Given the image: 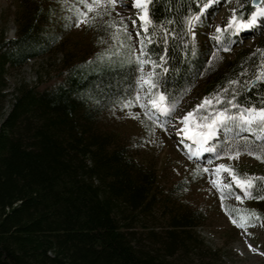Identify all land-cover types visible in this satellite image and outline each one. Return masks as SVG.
I'll use <instances>...</instances> for the list:
<instances>
[{"label":"trees","instance_id":"obj_1","mask_svg":"<svg viewBox=\"0 0 264 264\" xmlns=\"http://www.w3.org/2000/svg\"><path fill=\"white\" fill-rule=\"evenodd\" d=\"M240 3L238 12L246 18L252 5ZM198 9L197 0H150L154 23L148 33L139 29L138 50L144 40L156 62L155 68L146 64L148 75L155 72L154 91L178 105L208 75L206 95L224 88L220 94L226 100L264 107V80L254 79L264 51H242L223 68L215 67L217 54L191 39L184 20ZM41 12L24 17L15 37L0 35V264H174V256L202 245L196 233L199 211L176 206L160 230L148 228L141 235L135 219L160 204L155 171L99 121L110 106L134 97L136 60L66 63L63 79L50 88L20 83L6 91L8 69L50 49V33L38 29ZM233 37L222 31L218 49ZM232 80L238 83L230 85ZM236 133L253 137L235 129L214 147H242ZM255 177H264V171ZM257 194L264 195V180L258 181ZM248 200L259 214L253 222L264 220V199Z\"/></svg>","mask_w":264,"mask_h":264},{"label":"rangeland","instance_id":"obj_2","mask_svg":"<svg viewBox=\"0 0 264 264\" xmlns=\"http://www.w3.org/2000/svg\"><path fill=\"white\" fill-rule=\"evenodd\" d=\"M77 3L78 0H0V35L4 38L15 37L19 24L24 21V17L31 15L34 9L42 11L38 29L43 27V32L51 35V46L47 52L28 59L19 68L7 70L6 91L20 83H36L38 90L50 88L63 79L66 63L85 64L93 60L135 59V56L130 54L129 46L132 53L138 51L137 33L141 22L137 15L139 10L132 6V0H122L115 9H110V15L97 16L94 21L81 23L78 27L74 23V6ZM235 3L236 0H218L201 14L198 24L191 29L188 27L193 41L217 54L212 58L215 67L223 68L226 60L242 51H264V23H259L261 25L258 27L254 25L250 30L242 29L238 35L233 33L235 36L228 40L222 49H218L219 40L215 39L216 27L223 28ZM92 15L94 13H89V16ZM113 24L126 25L131 38L124 35L122 27L118 28ZM260 68H264V64ZM147 69L146 64L142 66V70L139 68L138 81L142 75L147 77ZM259 74L257 71L256 75ZM209 79L208 75L199 78L167 117L147 104L148 97L145 93L148 86L138 82L139 88L134 97L110 106L100 116L99 121L104 128L114 132L117 143L124 145L133 157L155 171L160 204L135 219V229L141 235H144L148 228L160 230L168 221V211L176 206L182 205L199 211L197 215L200 224L196 233L200 236L202 245L174 256V264H264V220H255L247 224L246 228L233 224V218L239 220L237 210L255 208L247 197L236 199V194L241 193L227 172L215 174V166L225 164L234 168L237 175L247 173L260 176L264 171V160L244 152L233 159L228 156L215 157L212 152L207 151L192 155L195 149L190 150L185 146L191 144V141L177 134V130L183 127L181 118L201 104L205 97H209L213 102L205 104L202 109L193 113L189 121L190 127H195V122H200L205 115L210 116L221 107L227 108L229 112L237 110L230 108L226 103L230 99L226 100L221 94L219 98L215 95L221 93L220 91L209 96L204 93ZM137 93L141 103L147 105V108H141L140 104L135 102ZM9 97L8 95L5 107ZM217 99L220 100L219 103L215 102ZM126 103L131 106H125ZM145 111L154 118L148 119L144 115ZM216 132L217 135L208 141L209 147H214L216 138H222L223 133H226L223 129H217ZM209 159L212 160L211 164L208 163ZM204 168L209 171L203 172ZM213 180L220 184L232 182L233 194L228 196L229 189H223L226 195L222 201L221 191L213 185Z\"/></svg>","mask_w":264,"mask_h":264},{"label":"snow or ice","instance_id":"obj_3","mask_svg":"<svg viewBox=\"0 0 264 264\" xmlns=\"http://www.w3.org/2000/svg\"><path fill=\"white\" fill-rule=\"evenodd\" d=\"M122 0H78V3L74 6L76 19L74 21L75 26H80L81 23H90L95 20L97 16H103L105 14L110 15V9H115L118 3ZM150 0H132V6L137 8L139 12L137 13L138 19L141 22L140 28L144 30V33L149 32V25H152L154 21L150 18L148 12V4ZM218 0H197L199 4V9L197 12L190 16L184 18L186 25L189 29L200 22L201 14L205 12L206 9L210 8L212 5L216 4ZM252 5L253 10L250 11L247 17H244L242 12H238V8L243 7L240 0H237V7L231 9L232 14L228 17L227 22L224 24L223 28L220 26L216 27L215 39H220V33L222 31L233 32L239 34L242 29H248L259 23H264V0H249ZM82 6V7H81ZM89 13H94V15L89 16ZM136 23V21H133ZM118 28L122 27L124 35L129 36L126 25H115ZM166 31V30H165ZM194 35V33H192ZM141 35V33H137ZM113 38L116 36L114 34ZM129 38H131L129 36ZM149 39L147 43H151ZM140 48L137 52H131V46H129V51L131 55L135 56V60L138 66L141 67L144 64H149L153 68L156 67V62L153 61L145 52V41H139ZM227 50V49H226ZM119 51V49H117ZM257 51H260L259 49ZM159 59L163 61L164 56H159ZM262 64H264V53H262ZM167 71V69H165ZM257 71L259 75L254 76L255 80H264V68H258ZM155 75V72L150 71L147 77L141 76L139 83L142 85H147V91L145 95L148 97L147 104L151 105L152 109H155L158 113L163 116H169L174 110V105L176 101H172L171 104L166 103V96L163 92H156L154 89L157 88V84L151 79ZM238 81H229L230 85H234ZM249 84L252 81H248ZM225 89L221 88V92ZM218 98L220 93L215 94ZM235 97L227 100L226 103L230 108L237 109L236 111L229 112L227 108L221 107L219 110L215 111L212 115H205L200 122H195V127H190V118L193 117V113L197 109H202L205 104H211L213 101L209 97H205L201 104L196 105V107L186 113L181 119L183 122V127L177 130L178 135H183L191 141V144H186L192 151V155H196L201 151L212 152L214 155L219 157L220 155H227L229 159L238 158L241 152L248 155L255 156L259 160H264V107H255L253 105H240L233 103ZM135 102L140 104L141 108H147V105L141 103V98L139 93L135 97ZM219 103L220 100L215 101ZM264 103V101H262ZM125 106L130 107L129 103ZM144 115L148 119L152 120L154 117L149 115L148 111H145ZM158 119V117H156ZM163 126V125H161ZM223 129L225 132H232L235 129H246L248 132L253 133L251 139L243 138L236 133L237 139H243V146L236 145L235 143L223 145L220 149L215 147H209L208 141L217 135L216 130ZM151 131V127H149ZM183 143V141H182ZM209 164L212 160L209 159ZM203 172H208V168H204ZM221 171L227 172L228 176L231 177V181L235 183V187L240 190L242 194H236L237 200H242L243 197L264 199V195L257 194L253 196L258 187V181L264 180V177H255L244 173L243 175H237L236 170L225 164H218L215 166V174L219 175ZM213 185L221 191V200L225 199V192L223 189H229L227 195L231 196L233 194V184L232 182L220 184L216 180H213ZM223 206V205H222ZM239 215V220L233 218L232 223L236 224L240 228H246L247 224L253 222V218L259 219V214L255 210H237Z\"/></svg>","mask_w":264,"mask_h":264}]
</instances>
